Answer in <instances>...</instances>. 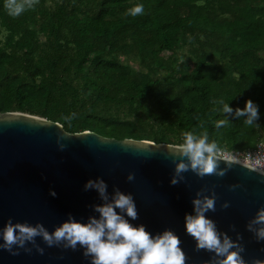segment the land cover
I'll return each mask as SVG.
<instances>
[{
    "label": "trees",
    "instance_id": "1",
    "mask_svg": "<svg viewBox=\"0 0 264 264\" xmlns=\"http://www.w3.org/2000/svg\"><path fill=\"white\" fill-rule=\"evenodd\" d=\"M137 3L145 14L125 16ZM4 4L1 113L117 140L207 132L228 152L264 142V0H37L19 17ZM220 98L254 101L258 127L221 113Z\"/></svg>",
    "mask_w": 264,
    "mask_h": 264
},
{
    "label": "water",
    "instance_id": "2",
    "mask_svg": "<svg viewBox=\"0 0 264 264\" xmlns=\"http://www.w3.org/2000/svg\"><path fill=\"white\" fill-rule=\"evenodd\" d=\"M167 145L117 140L94 132L70 134L59 123L41 117L0 112V229L11 219L40 223L52 232L69 214L87 222L89 216L98 215L92 205L102 201L95 190L85 191L84 184L100 177L109 193L119 188L133 195L138 211V218L130 221L134 226L143 224L153 235L170 229L180 238L186 264H208L214 255L197 250L194 238L185 231L184 216L192 212V200L201 190L205 195L215 193L216 210L207 216L233 240L239 234L245 264L264 260V241L258 242L246 227L264 208V174L233 161L223 177L201 178L189 171L183 174L184 181L172 185L174 158ZM129 173L135 174L133 181L127 180ZM50 190L57 195L52 197ZM225 202L228 208L222 207ZM36 245L44 249L43 254L31 243L26 245L31 251L20 248L16 255L0 249V264H91L79 246L75 250L50 247L41 237H36Z\"/></svg>",
    "mask_w": 264,
    "mask_h": 264
},
{
    "label": "clouds",
    "instance_id": "3",
    "mask_svg": "<svg viewBox=\"0 0 264 264\" xmlns=\"http://www.w3.org/2000/svg\"><path fill=\"white\" fill-rule=\"evenodd\" d=\"M37 0H5L4 8L8 15L19 17L25 11L36 6ZM145 14V5L137 3L126 9L124 15L137 17ZM219 111L223 114L243 118L248 126H257L259 106L251 99L243 108L233 109L229 102L220 98L216 100ZM216 121V127L222 128L228 124L229 118ZM72 117H66L71 120ZM182 142L168 144L165 149L174 158V172L170 184L176 185L185 180L186 172H193L198 177L216 175L223 177L232 167L233 154L226 151L217 141L210 140L209 134L186 131L182 134ZM57 143L61 150L65 145ZM224 162L225 166L220 167ZM135 179L134 173H129L128 181ZM232 188L239 185H232ZM85 191L95 190L101 199V204L92 205L98 215L89 216L87 222L76 220L71 214L68 219L49 232L43 224L31 225L27 222L13 223L9 219L0 229V249L13 255L18 250L27 248L28 243L37 247L43 254L44 249L36 245V237H41L48 246L84 249L85 258H90L91 264H186V255L180 247V238L170 229L153 235L141 224L134 226L130 221L138 218L137 206L131 193H124L119 188L108 192V184L103 178L89 179L84 184ZM205 190L198 191L192 200V212L184 216L185 231L196 242V249L207 250L214 255L208 264H245L241 256L244 247L239 243L241 237L233 240L227 233L218 230L216 222L207 216L209 211H215L216 195H205ZM52 197L57 195L50 190ZM223 208H228L225 202ZM247 230L254 234L255 239L264 241V208H260L255 217L247 224ZM233 230H235L233 226ZM235 249V250H234ZM253 264H264V260H254Z\"/></svg>",
    "mask_w": 264,
    "mask_h": 264
},
{
    "label": "built area",
    "instance_id": "4",
    "mask_svg": "<svg viewBox=\"0 0 264 264\" xmlns=\"http://www.w3.org/2000/svg\"><path fill=\"white\" fill-rule=\"evenodd\" d=\"M234 161L255 169L264 174V142L260 143L256 149L247 151H231Z\"/></svg>",
    "mask_w": 264,
    "mask_h": 264
},
{
    "label": "rangeland",
    "instance_id": "5",
    "mask_svg": "<svg viewBox=\"0 0 264 264\" xmlns=\"http://www.w3.org/2000/svg\"><path fill=\"white\" fill-rule=\"evenodd\" d=\"M134 66L137 67V63L136 64L134 63Z\"/></svg>",
    "mask_w": 264,
    "mask_h": 264
}]
</instances>
